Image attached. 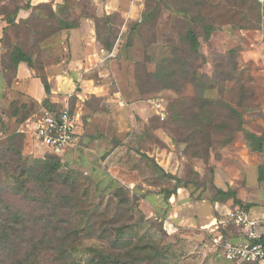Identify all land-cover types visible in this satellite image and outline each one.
Listing matches in <instances>:
<instances>
[{
  "label": "rangeland",
  "instance_id": "374dc122",
  "mask_svg": "<svg viewBox=\"0 0 264 264\" xmlns=\"http://www.w3.org/2000/svg\"><path fill=\"white\" fill-rule=\"evenodd\" d=\"M28 1L32 0H0V75H5L7 79L13 74L8 67L13 48L17 45L27 47L45 31L57 28L56 18L49 15L50 6H38L39 3L33 4L37 6V18L29 24L7 23L6 15L14 7L24 6ZM67 1V16L75 21L91 20L95 35L97 27L99 37L97 35L96 38L102 48V39L112 43L110 51L103 48L100 52L97 65H89L87 80L96 88L89 89L88 92L82 80L73 78V81H64L68 88L60 90L56 101L62 107L71 95L73 104L78 106L81 114L83 152L72 153L69 161L70 168L83 175L78 174L77 180L80 189L87 196V202L84 200L80 208L93 209L90 215L82 217L81 225L93 228L94 231L90 233L82 229L80 234L75 231V236L66 241L65 253L61 257L63 253H58L60 247H55L51 238L58 231H54L47 215L41 214V210L46 209L44 205L39 203L37 207H28V217L20 224L19 230L12 215L6 210L8 207H5L19 201V196L16 191L1 190L0 236L8 232L11 238L9 246L5 245L6 242L0 243V264H6L10 254L16 257L23 252L26 253L21 256H26V259L21 264L31 260L30 264H77L78 261L79 264H85L90 252L87 248L92 245L107 247V230L113 231L126 223L134 228V234L136 232L143 237V243L156 240L160 246H164L166 252L172 254L167 264H229L221 257V250L210 238L215 235L210 229L206 231L199 226L187 229L169 224L170 230L171 226L178 228L172 235L166 234L162 229L161 219L169 221L172 204L176 203V199L172 200L173 203L170 202L172 197L167 198L166 191L173 189L177 182L176 179L166 178L161 168L186 181L194 179L197 173L196 182H206L199 194L198 188L197 193L192 192L196 183L180 187L181 195L188 194L194 201L192 205L184 206L183 212L199 213L200 221L206 220L212 207L208 203L195 201L198 198L201 201L211 198L208 182L210 179L215 181L216 175L219 176L220 183L233 186L243 202L248 196L247 204L264 203V181L258 180L259 166L264 165V149L260 152L250 150L241 133L233 142L223 146L221 141L224 135L211 130L212 144L208 153L206 151V158L196 156L192 159L193 153L185 151L186 144L176 140L180 133L177 132L178 126L172 122L169 112L170 108L178 110L180 107L181 114L189 113L188 108L185 109L187 104L178 101V98H192L199 93L201 85L192 80L193 72L200 77L207 74L215 79V88L210 89L208 95L221 102L237 105L243 112L245 127L258 135L264 134V0L260 1V12L251 10L250 0H161V3L157 0L161 4L157 20L147 23H142L141 20L145 9L154 0H143L142 4L137 1L132 3L131 0ZM197 2L201 4L198 5ZM178 7H185L189 16L195 20L205 16L220 25L205 40L199 26L201 21L191 22V27L199 34L201 41V55L197 59L191 58L186 52L184 35L189 23L182 19V14L175 12ZM30 13L31 10L23 16L27 17ZM257 16L261 18L254 22ZM246 20L247 27L242 28L241 26H246ZM252 22L255 24L248 27ZM109 25L114 28H108ZM67 42L68 38L63 33L60 37L57 34L42 42L49 54L47 76L54 72L50 70L53 65L62 62L69 55L65 48ZM239 48L242 49L241 52L229 54L233 49ZM234 62L239 64L241 70L230 78H239L240 84L233 83L229 91L228 81L225 83V91L221 92L218 77L222 78L223 75L220 72L230 73L229 67ZM164 63L173 65L178 72L173 80L177 89L171 87L173 81L170 83L169 77H165L169 80L164 82V78L154 76L157 68ZM21 92L15 81L8 90V95H3L0 100V112L17 98L20 99ZM78 92H81L82 97L74 95ZM249 99L252 105L248 104ZM176 101L179 107H176ZM29 103L32 104L33 100ZM40 108L34 109L17 128L25 134L22 149L25 157H44L49 153L34 134V123L43 113ZM223 112L221 119H229L231 123L230 110L224 108ZM14 129L16 124L7 116L0 115L1 146L7 143ZM4 174L5 171H1L2 177ZM121 186L127 190L132 209L119 207L114 190ZM177 201L180 203L179 199ZM12 205V210L18 209L17 205ZM250 208V213L255 209L264 211V205H252ZM74 216L73 223L77 225L79 215ZM88 221L91 223L88 224ZM237 227V224H232V228ZM102 228H106V233H101ZM43 234L48 235L42 237ZM74 244L77 252L70 250L74 248ZM22 245L29 247L23 251L20 249Z\"/></svg>",
  "mask_w": 264,
  "mask_h": 264
},
{
  "label": "trees",
  "instance_id": "16d2710c",
  "mask_svg": "<svg viewBox=\"0 0 264 264\" xmlns=\"http://www.w3.org/2000/svg\"><path fill=\"white\" fill-rule=\"evenodd\" d=\"M158 1L161 3V0ZM158 1H152L151 4H149L145 9L144 18L141 20L142 23L157 20L158 14L161 10V4ZM260 1L261 0H250L252 3V6H250L251 10L254 9L260 12L262 2ZM200 4L201 2L198 3V5ZM40 5L50 6L49 15L52 18H56L55 24L57 28L51 30L50 32L45 31L39 39H35V41H32L31 45L27 47H23L21 45L15 46L9 56L10 62H8V64L10 65H7L10 67L13 74L10 79H7L5 75H0V77H2L4 80L6 90L3 95L6 96L8 95V90L13 87V83L17 80L19 64L21 62H26L28 66H30L35 71L36 77L41 79L48 97L40 103L30 94L21 92L22 97H20V99L17 98L15 101L10 103L8 108H4L0 112L1 116H7L9 120L11 119L16 124V129L11 131L7 143L3 146L0 145V191H8L10 189V191H16L15 193H17L19 196V201L12 203L18 206L17 210H12V204L5 206L8 207L6 210L12 215L13 220L16 222L17 228H19V230L20 224H23L24 220L28 217L26 215V213H28V207H37L39 203L44 205L46 209L41 210V214L47 215L49 223L53 224L54 231H58L57 235L52 236L51 238L55 242V247H60V252L58 253H63L61 255V257H63L65 253L64 245L66 241L72 239L75 236V231L76 234H80L82 229L90 233L94 231L93 228L88 226L84 227L81 225L82 217L90 215L93 209L80 208L81 203L84 200L86 201L87 196H85V192H83L78 185L77 176L80 174V172L74 168H70L71 162L69 161L70 155L72 153L78 154L79 152H83V136L79 138L76 145L69 146L61 155L49 151V153H47L44 157H25L22 152L25 134L24 132L18 131L17 128L30 116L32 111L38 107H41L40 109L42 111L44 109H50L56 112L59 111V108H61V105H58L57 102H53L51 99L52 90L46 72L48 53H46V49L42 46V42L47 38L50 39L57 34H59L60 37L64 31L68 32L79 27L81 25V20L75 21V19L67 16L69 15V6L67 0H64L61 4H58L57 8H54L52 1L41 2L38 4V6ZM35 7L37 6L33 5L32 1H28L24 6H16L6 15L5 20L10 25H18L20 22L29 24L32 20L37 18ZM29 10H31L30 15L24 17L22 15V11ZM175 12L177 14H182V19L189 23V27L184 35V39L187 44L186 52L191 58L197 59L201 55V41L199 34L191 27V22L201 21L199 26L205 35V40H208L211 35L220 28V25L207 19L205 16L200 20H195V18L189 16L190 14L185 7H178L176 8ZM260 18V16L255 17L254 22L259 21ZM51 24L52 22L49 23V25ZM254 24L253 22L249 23L248 27H251ZM245 25L246 26L241 27H247V20ZM108 28L111 29L114 27L109 25ZM97 35L99 37L96 27V37ZM102 44L104 46L103 48L107 49L108 51L112 49V43L110 44L108 40L105 41L102 39ZM241 51L242 49L240 48L233 49L229 54H234L235 52ZM183 65L184 64H182V66ZM229 69H231L230 73L220 72V75H223V77H218L221 81V92L225 91V83L229 81L230 76L236 75L241 70H239V64L237 62H234L233 65L229 67ZM176 74H178V72L175 71L173 65L164 63L157 68V72L154 73V76L158 79L164 78V82L169 80L165 77H169V81L171 83V81L174 80V77L176 78V76H174ZM192 80L201 85L199 88V93H197L196 96L192 98H183L184 96L178 98V101L187 104L185 109L188 108L187 110L189 113L181 114L178 101H176V107H179V109L177 110V108H170L171 110L169 111L172 122L178 126L177 132L181 134H179V137L176 138V140L186 144L185 151H191L193 153L191 158L193 159L196 156H200L204 159L206 158V151L208 153L210 145L212 144L210 135L211 130L216 131L217 134L222 133L224 135V138L221 141L223 146L233 142L238 134L241 133L250 150L255 152L263 151L264 134L258 135L256 132H253L245 127L243 112L239 110L238 106L228 102H221V100L214 99L212 96L208 95V91L215 88L213 85L215 79L210 78L207 74H203L200 77L198 73L193 72ZM176 86L177 85H175V82L173 81V83H171V87L177 89ZM180 89L181 88H179V90ZM3 95H0V100H2ZM23 98H29L30 100H33V103L30 104V100H21ZM70 108L72 112H75L76 108L73 104V100L72 103L70 101ZM224 108H228L230 110L229 118H232L231 123L229 122V119H227V121L221 119L224 113ZM161 169L163 171V175L166 178L176 179L177 182L173 189L166 191L167 198L177 194L178 187H187L188 184L193 185V183H196L197 186L192 189V192L197 193L196 189L198 188V194L202 193V190H200L201 187L205 188L204 185L206 182L201 180H199L201 183H198L199 181L196 182L198 175L197 173H195L196 177L194 176V179L191 181H186L182 180L181 178H177L174 174L167 173L163 168ZM1 171H5L3 177L1 176ZM88 179L90 178L88 177ZM258 180L260 182L264 181V165L259 166ZM214 182L215 181H213V179H210L208 182L211 190V198L208 201L213 206L217 202H220L230 204L231 209L243 208L249 211L253 203L247 204V202H243V200L238 196V191L233 188V186L228 187L227 190H224L223 188L217 186V184ZM126 191V188L121 186L114 190V196L116 197V200H119V207L124 206L123 208L129 210V208L132 209V204L130 199H128ZM190 199L192 200L193 198L191 197ZM201 200V198H198L196 201ZM230 201L232 202L229 203ZM77 214L79 215L80 221L77 225H74V215L77 216ZM72 217L74 218L72 219ZM118 220L122 221L121 218H118ZM161 220L163 222L162 229L165 230L166 234L172 235L173 231L178 229L170 225L172 227V230H170L171 228L168 224L169 221H163V219ZM8 221H10V218H8ZM87 223L90 224L91 222L88 221ZM133 231H135L134 228L129 226L128 223L121 224L119 228H115L113 231L107 230L109 235L108 246L103 248L102 246H89L87 251L89 250L90 252H88V258L85 261V264H167L168 259L170 261L172 254L166 252V248L164 246H160L156 240H150L148 243H143V237L139 236V234L136 232L134 234ZM215 231H212L215 235L210 236L213 241L215 236L221 233L219 232L221 231L220 228L216 229ZM101 233H106V228H102ZM47 235L48 234H43L42 237H46ZM9 238H11V235H9L8 232H4L3 236H0V243L6 242L5 245L9 246ZM260 241L264 243V234L261 236ZM204 244L206 245L205 242ZM74 245V248L72 247L70 250L72 252H77L76 244ZM168 245L169 247L171 246V244ZM22 246L23 247L20 249L23 251L29 247L28 245ZM218 248L221 250L220 247ZM219 253H221V257H223V259L229 264H236L227 260L222 255V252L219 251ZM21 255L14 257L12 254H10V257L8 256L9 261L6 264H21L23 259H26V256L24 258ZM32 261L33 260L29 262L25 261L22 264H30ZM75 261L76 260L74 259V262ZM77 264H79V261ZM168 264L170 263L168 262ZM242 264L264 263L245 261Z\"/></svg>",
  "mask_w": 264,
  "mask_h": 264
},
{
  "label": "crops",
  "instance_id": "0c3cea01",
  "mask_svg": "<svg viewBox=\"0 0 264 264\" xmlns=\"http://www.w3.org/2000/svg\"><path fill=\"white\" fill-rule=\"evenodd\" d=\"M48 1H52L54 8H57V5L59 3H62L64 0H32V4L48 2ZM26 13L27 11H22V15ZM90 21L91 20L84 19L81 21V25L79 27L74 28L68 32L67 31L63 32V36L68 38L69 41L67 42L68 45H66L65 47L66 50L68 49L69 55L62 62H58L55 65H53L50 70L54 72L52 74L50 73L48 74L49 82L52 89L51 99L53 102L57 101L60 90L62 89L66 90L68 88V85L66 86V84H64V81L70 82L71 80L72 81L74 80L73 78L82 80L84 82L83 84H85L86 87L88 88V92L89 89L96 88L93 87L90 80H87L89 76V75L87 76V72L89 71V65L93 63L97 65L99 63V62L97 63L98 61L97 59L103 48L100 45V43L97 41L95 32L94 30H92L93 24ZM16 83L20 86V90H22V92H26L27 94H30L40 103L43 102L48 97V94L44 89V85L41 79L36 77L35 71L30 66H28L26 62H21L18 66ZM229 83L230 84L228 88L230 91V86L234 85L233 83H235L236 85L240 84L239 78H230ZM4 86H5L4 80L0 78V95H3L6 90ZM69 93L70 92L67 93V96L69 95ZM74 95L78 97H82L81 92H78ZM70 97L71 95L69 96V103L70 101L72 103V99ZM244 98H247V96H245ZM250 100L251 99H249L248 104L252 105L253 103L250 102ZM75 108H76L75 112L80 115V120H81V114L79 112L78 106ZM81 126H82V122L80 121V129H79L80 138L83 136V130ZM215 182L219 187L223 188L224 190H227L229 187V185L226 183L223 184L222 182L220 183L219 176L217 175L215 177ZM180 191L181 188L178 189L177 194L172 195L171 196L172 198H170L171 203H173L172 202L173 199H176V203L172 204V208H171L172 214L168 217L169 218L168 224H172L174 226L187 228V229H193L194 227L199 226L200 229H204V230L210 229L211 232L220 228L221 230L219 231L221 232L220 234H223L227 238H231L235 241H240L245 238L240 227L232 228L233 222L230 221V219L227 216L229 210L231 209L230 204L217 202L213 206L207 200L195 201V202L208 203L209 207H212V211L210 212V215H208L206 220L200 221L198 217L200 215L199 213L197 214L195 212H186V213L183 212V207L186 205H192L194 201L190 199V196L188 194H186V196H182ZM177 199H179L180 203L177 201ZM248 199L249 197L246 196V199H244V201L246 202ZM231 202L232 201H230L229 203ZM258 205H264V203L253 204V206H258ZM251 215L254 216L256 219H258L260 224L262 222L260 230L264 232L263 230L264 211L255 209V211H253Z\"/></svg>",
  "mask_w": 264,
  "mask_h": 264
},
{
  "label": "built area",
  "instance_id": "2783aa9c",
  "mask_svg": "<svg viewBox=\"0 0 264 264\" xmlns=\"http://www.w3.org/2000/svg\"><path fill=\"white\" fill-rule=\"evenodd\" d=\"M133 1L141 4L143 2V0ZM79 129L80 115L71 111L69 101H66L57 112L44 109L34 123L36 139L50 152L58 155L63 154L69 146L78 143ZM227 216L241 228L245 238L235 241L223 234L215 236L214 243L221 248L222 255L233 263L245 261L264 263V243L260 241L264 232L260 230L259 220L243 208L230 209Z\"/></svg>",
  "mask_w": 264,
  "mask_h": 264
},
{
  "label": "clouds",
  "instance_id": "9594fccd",
  "mask_svg": "<svg viewBox=\"0 0 264 264\" xmlns=\"http://www.w3.org/2000/svg\"><path fill=\"white\" fill-rule=\"evenodd\" d=\"M216 224V223H215Z\"/></svg>",
  "mask_w": 264,
  "mask_h": 264
}]
</instances>
